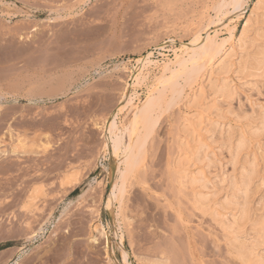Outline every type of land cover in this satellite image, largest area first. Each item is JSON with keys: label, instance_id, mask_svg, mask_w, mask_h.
I'll list each match as a JSON object with an SVG mask.
<instances>
[{"label": "rangeland", "instance_id": "374dc122", "mask_svg": "<svg viewBox=\"0 0 264 264\" xmlns=\"http://www.w3.org/2000/svg\"><path fill=\"white\" fill-rule=\"evenodd\" d=\"M253 1L250 0V5ZM215 2L0 0V139L6 140L0 143V148H9L13 140L10 124L15 136L22 132L30 136L41 134L42 140L50 138L52 145L42 154L19 157L9 154L0 160V264H155V260L169 256L172 264L241 263L230 253L234 248L229 244L228 227H222V222L217 221L225 218L228 221L224 222L228 223L232 211L229 209L228 213L218 207L222 217L217 215V218L210 212L204 214L197 210L192 206L193 201L190 202L195 187L177 182L178 174L173 171L178 156L193 153L197 143L189 132L204 113L200 107L181 106L184 99L181 105L157 114V120L151 124L144 162L132 178L125 199L119 197L113 204L109 203L113 191L121 183L126 159L135 142L133 136L125 133L126 151L118 159L114 158L106 147L108 133L104 122L115 117L120 129L124 130V124L130 125L135 119L131 104L124 111L118 110L126 99L133 98L137 110L150 97L170 98L180 94V89L171 88V81L165 90L162 88L164 91L155 90L157 77L162 74L158 64L175 58L176 51L181 53L182 43L192 41L197 25L201 23L199 27H203L209 16H215ZM244 20L237 21L238 31ZM18 31L21 36L17 35ZM216 31L219 29L212 25L211 34ZM220 32L222 37L226 36L225 28ZM149 52L155 63L146 71L144 80L134 85L137 59ZM57 82L67 91L65 94L58 98L40 96L41 89H52ZM200 84L202 80L195 90H199ZM238 90L239 95L231 101L221 99L218 104L227 105L225 108L230 107L239 114V102H242L245 110L250 111L251 103L246 94L251 92L253 101L264 105V94L248 88ZM190 92L188 88L183 96ZM210 100L208 103L213 99ZM188 114L191 115L188 117ZM236 114L229 113L224 120L233 128L242 126ZM185 118H190L194 126L185 127L184 123H189ZM142 131V126L136 125L134 135ZM200 133L204 140L211 142L208 151H212V162L210 159L209 163L199 161L191 171L205 170L212 178L211 189L207 190L216 188V196L223 202L230 176L240 175L246 154H259L257 148L264 143V136L252 138L251 147L241 154L234 170L229 146L220 130L215 131L213 138L217 136L218 139L214 142L209 132ZM185 140L191 146L188 151L184 147H188ZM70 165L80 171L81 181L73 191L65 193L59 176ZM259 169L255 187L260 185V192L255 190L251 196L253 210L264 205V161H260ZM31 180L43 183L47 192L37 201L40 210L34 212L36 215L24 214L17 207L25 195L23 188ZM15 209L20 212L18 217L10 214ZM224 211L228 215L224 216ZM27 219H31L34 236L24 223ZM247 225L246 232L251 235V227ZM97 226H104L107 235L101 236ZM17 234V240H13L11 235ZM119 244H123L127 253L126 260L121 256ZM11 247L19 248L22 253L14 254L17 249Z\"/></svg>", "mask_w": 264, "mask_h": 264}, {"label": "bare ground", "instance_id": "6f19581e", "mask_svg": "<svg viewBox=\"0 0 264 264\" xmlns=\"http://www.w3.org/2000/svg\"><path fill=\"white\" fill-rule=\"evenodd\" d=\"M214 5L216 10L215 16H209L208 21L205 25H203V27H199V25H202L201 23L197 25V27L195 28L197 30L194 31V33L192 32L194 35L192 41L187 44L182 43V47L180 48L181 53L176 51L175 58H169L168 61H164L162 64H158V67L162 69V74L157 77L155 90H165L166 85L171 81V88H174V90L175 88H178V90L180 89L181 91H178L180 94L171 96L170 98L159 95H157L159 97H156L154 95L155 97H150L146 101V103L137 110L136 105L133 104V98L126 99L123 104L120 105V108L118 110L124 111L125 108L131 104L133 109L132 113L134 114L135 119L133 123H130V125L124 124V130L120 129L115 117H112L111 119L106 120L104 122V128L108 133V141L106 143V147H108L112 151L114 158L118 159L121 154L125 153L126 151V147L124 145L125 133L129 134V136H133L131 138H133L135 142L133 151L131 154H129L125 162L123 175L121 177V186H119L120 184H118L117 189L113 191V195L109 203L113 204L114 200L119 197L121 199H125L124 195H126L125 193L128 192V186H131L133 180L132 178L135 177L139 166L144 162L145 153L147 151L146 145L152 129L151 124L157 120V114L165 113V110H167L168 108L170 109V107L172 108V106L174 105H181L180 102H182V100L184 99V104H182L181 106L184 105L187 109H193L192 107H200L202 108L204 113L200 115L198 114L199 117L198 115L196 116L198 118L195 122V128L191 127L193 128V130L190 128L191 131L190 129H188L190 131L189 134L192 138H195V143H197L196 146L194 145V149L192 148L193 153L191 152L192 154L190 155H187L188 152L183 153V155H180L182 157L178 156L179 158L176 159V161H174L173 163V166L175 168V170L173 171H176L178 174L177 182H179L180 184L189 183L187 185L195 187L192 193L193 198L191 197L193 200L190 198V202L193 201L192 206L194 205L193 207H195L202 213L206 214L207 212H210L213 217L217 215H220L222 217L218 207H222L227 212L230 209V211H232V216H229L231 219L228 223L224 222V220H227L225 218L224 220L217 219V221L220 220V222H222V227H224V225L228 227L229 231L227 235H229V233L231 234V237H228L231 242L229 244L233 246L234 251L231 250L230 253L235 255L242 264H264V205H262L263 203L260 204L262 205V207L259 208L260 210H253L252 207H255L252 206L253 200L251 198V196L254 195L253 192L255 190L257 192H260V185L255 187V181L260 173V161H264V143L257 148L259 154L253 152V154L249 153V156L248 154H246L245 158L242 161L243 164L241 163L242 170H240L241 173L239 172V176H237L238 174L235 175V173L234 175L230 176L231 178L229 179L228 185H226L228 191L226 189V195L223 198V202H220L217 198V192L215 190L216 188H214L213 190H207L211 189L209 182H212V178L210 179L205 174V170L197 168V171L195 170L196 172L191 171V168L194 167L197 162L206 160L208 162V160L210 159V155L212 154V151H208V149L211 147V142L203 139V135L200 133L201 131L205 130L206 133L209 132V138L211 139V141L214 142V139L217 138V136L213 138L214 133L217 129L220 130L222 138L225 139V142L229 146V152L231 154L230 162H232L234 170L236 169L235 166L239 164L238 162L240 161L241 154H243V152L245 153L246 150L251 147L252 138L258 139L262 138L261 136H264V105H259L258 103L253 101V99L251 98V92H247L246 94L247 101H250L251 103V109L249 108L250 111L245 110L244 104L242 102H239V114H236L237 112L234 113V111L230 107L225 108L227 105L225 107H222L218 104V101H220L221 99L231 101L233 98L238 96V88H242L243 90L248 88L249 91H257L259 95L264 94V0H254L252 5H250V0H216ZM242 18H245V20L241 29H239L238 31L237 21ZM212 25H215V28L219 29V31H216L215 34H211ZM223 28H225L226 30V36L224 37L220 35V30L222 31ZM19 32L20 31L17 32V35L19 34ZM5 33L4 35H6ZM28 36L30 35L28 34ZM28 36L26 37L28 38ZM152 55V52H149L148 54L143 55L142 57L137 59L138 65L136 67V73L133 75L134 85L140 84L144 80V78L146 77V71H148L150 69V66L155 63V61L152 59ZM57 79L59 80V78ZM200 80H202V84H200L199 90H195V87ZM60 85L61 84L59 83L56 85L54 83L52 89L50 87L51 90L41 89L42 92L40 96L48 98V96L57 97L58 95L65 94L67 91L65 92V89H63V87ZM62 85L65 86V84ZM187 87L191 92L184 97L183 94H186L185 92L188 89ZM37 88V90L40 89V87ZM185 88L187 89L185 90ZM210 98H212L213 100L211 99V101ZM202 99L203 102H201ZM209 100L211 101V103L209 102L210 104L208 103ZM229 113L233 115L236 114V120L241 123L242 126L239 125L238 127L233 128L232 126L227 125L224 120L227 117V114L229 115ZM189 115L191 114H188V117ZM184 120L187 121V123L189 121L188 124L184 123L185 127L187 125L194 126V122L192 123L190 118H185ZM136 125H141L143 131L137 132L136 135H134ZM8 128L10 131L9 133L12 134L13 140L11 141L9 148H0V160H2L4 156L9 154H13L17 157L26 154H42L45 153L50 146H52L51 142L49 141L50 138L47 139V141H43L42 137H40L41 134L35 133L36 135L30 136L29 134H27V132H22L18 134L16 133L17 135L15 136L13 134L14 128L11 124ZM183 133L185 132L183 131ZM260 141L261 140H259V142ZM1 142H6V140L1 138L0 143ZM184 143L187 146L189 145L186 140L184 141ZM184 147L187 148L186 150L188 151L191 146ZM213 161L215 162V160ZM208 163L206 164L207 166L209 165ZM188 171H190V173ZM61 173L62 174H60L59 176L61 189L65 193H70L76 188L78 183L81 181L80 171L77 168H73V165H70L67 166L63 171H61ZM213 183L215 184V182ZM185 186L186 185H184V187ZM45 188V185L39 181H32L25 188H23L25 189V195L17 203L18 211L27 214L34 213L38 209L40 210L38 206L39 203L37 204V201L41 199V197L47 195ZM18 211H16L15 209L14 211L10 212V214H12V217H18V214L20 213H18ZM228 213L224 211L223 215H228ZM34 214L36 215V213ZM218 217L219 216H217V218ZM180 219L182 220V218ZM24 223H26L28 225V228L31 230L30 235H33L35 231L32 229L31 219H27ZM247 224H249V226L251 227V235L249 234L251 232H246ZM228 229H226V231ZM96 230L101 236L107 235V231L104 226H97ZM22 231L23 230H21V233ZM20 235L23 234H19V236ZM26 235H28V233ZM16 236L18 237V234L11 235L13 240H17ZM94 239L96 240L97 238L94 237ZM122 245L119 244V249L121 251L122 258L126 260L127 253L123 249ZM14 248L16 247H13L12 249ZM16 249L17 251H15L14 254L19 255L22 253H20V250H18L19 248ZM162 254L165 256L166 253L163 252ZM108 255L111 259L109 251ZM168 258L171 259L170 256ZM168 258L165 257L162 259L160 258L157 261L155 259L154 260L156 263L159 264H172L171 260L169 263Z\"/></svg>", "mask_w": 264, "mask_h": 264}]
</instances>
